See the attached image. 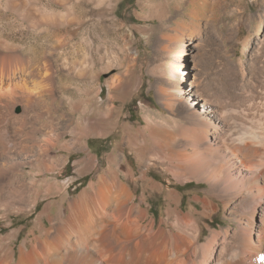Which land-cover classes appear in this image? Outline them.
<instances>
[{
  "label": "bare ground",
  "instance_id": "6f19581e",
  "mask_svg": "<svg viewBox=\"0 0 264 264\" xmlns=\"http://www.w3.org/2000/svg\"><path fill=\"white\" fill-rule=\"evenodd\" d=\"M229 1H141L145 15L140 19L156 22L148 32L158 35L154 48H158L159 56L150 73L156 78L158 99L173 117L160 118L146 110L143 127L125 126V147H117L106 157L105 175L91 182L77 199H69L68 210H43L21 245H12L19 231L0 235V264H264V77L257 84L246 80L235 90L214 79L205 82L199 74L204 30L228 13ZM33 4L34 0H5L4 8L22 19L33 17L35 24L59 26L61 18L46 15L44 7L37 9ZM132 37L128 48H133ZM262 42L255 43L259 51ZM58 50L16 48L0 36V212L4 215L21 214L36 206L40 191L36 184L26 182V164L41 166L50 150H67L70 146L85 149V139L104 136L121 119L114 103L92 105L91 88L99 73L87 68L75 72L63 58L68 80L76 78L80 87L78 117L76 127L69 130L70 140L62 141L65 131L53 125L54 110L41 107L39 114L35 113L43 96L54 97L55 72L49 57ZM186 56L192 58L189 73L184 69ZM182 94L191 105L200 101V112L192 116L180 113ZM242 101L249 103L251 115H258L256 120L247 118L251 123L248 126L240 124L244 110L239 109L241 114L234 110ZM17 105L23 110L19 117L13 112ZM42 114L51 120H41ZM66 128L68 131L70 127ZM126 148L146 173L159 163L176 182L204 181L219 187L229 196L223 201L227 214H236L239 208L235 207L242 209L235 215L242 229L231 234L211 229L200 239L196 217L178 210L176 192L168 195L169 208L164 217L158 222L152 215L148 218L146 209L133 203L134 195L120 182L121 171H114ZM60 161L58 157L54 160ZM97 163L89 155L78 161L75 178ZM124 177L132 179L133 172L127 170ZM152 180L147 190L159 193L162 184ZM59 187L62 200L69 183ZM213 209L204 202L200 216L207 217ZM9 226L13 227L12 221Z\"/></svg>",
  "mask_w": 264,
  "mask_h": 264
},
{
  "label": "rangeland",
  "instance_id": "374dc122",
  "mask_svg": "<svg viewBox=\"0 0 264 264\" xmlns=\"http://www.w3.org/2000/svg\"><path fill=\"white\" fill-rule=\"evenodd\" d=\"M141 1L143 0H34L35 8L44 7L46 15L61 18L59 26H54L52 23L35 24L33 17L22 19L15 12L6 10L5 0H0L2 39L9 41L16 48H59L58 54L49 57L53 63V73L55 72L54 97L43 96L39 102L40 106L35 108V113L39 114L38 108L41 107L54 110L53 125L55 124L58 131L66 133L62 141L70 140L69 130L76 127L78 117L76 101L80 96L76 78L68 80V68L62 65V58L73 66L75 72L80 68H87L99 73L91 88L92 105L114 103L116 112H121L119 123L107 134L85 139L87 145L85 149L70 146L67 150L61 149L56 152L50 150L44 156L41 166L37 167L34 163L24 166L26 182L36 184L37 192L41 193L38 192L36 206L31 208V211L21 214L11 212L7 215L0 212V235L19 231L12 243L13 246L21 245L23 240L27 239L34 229L37 216L43 210H68L69 199L75 197L77 199L91 182H96L99 176L105 175L108 168L106 157L117 147H125V126L143 127L147 111L159 115L160 118L173 117L158 99L156 78L150 73L159 56L158 48H154V41L158 35H150L148 32L149 28H154L156 22L149 23L140 19L145 15ZM226 11L228 13H224L221 20L210 23L204 30L199 74L205 82L214 79L217 83L220 82L219 84L227 85L225 88L233 87L237 90L246 80L257 84L264 77V0H232L228 2ZM130 36H133V48H128V43H131ZM258 40L263 41L260 51L255 45ZM186 59L184 69L189 73L192 72V58L186 56ZM16 82L19 83L20 80ZM185 94L181 95L180 113L192 116L200 112V101H196V105H191L185 101ZM242 102H238L234 110L238 113L239 109L244 110V115L240 113L243 116V118L240 116L243 120L240 124L248 126L251 125L249 119L253 117L256 120L258 115L256 117L251 115L249 103ZM90 110L91 107L86 115L90 114ZM13 112L17 117L23 114L19 105L15 106ZM42 115L41 120L45 122L51 120ZM55 115L59 116V120ZM67 126L70 127L68 131ZM18 127L17 124L14 129ZM4 128L2 127L3 130ZM8 130H11L10 127ZM125 151L124 156H120L118 160L120 162L114 166V171L117 173L121 171L118 173L120 182L135 196L133 203L140 205L143 210L146 209L148 218L152 215L158 222L164 217L165 210L169 208L168 195L176 192L179 199L178 210L184 214H194V219L196 217L200 239L208 235L211 229L228 230L230 234L235 231L238 233L242 229L235 216L239 211L241 213L242 209L235 207L239 208L236 214L233 216L227 214L223 201H228L229 196L220 192L219 187L215 188L204 181L176 182L159 163L146 173L145 167L139 166L135 154L129 148ZM88 155L98 160L96 167L87 168L79 177L76 174L78 178H75L77 162ZM57 157L61 159L59 163L54 162ZM127 170L133 172L130 180L124 177ZM151 180L162 184L158 194L147 190V184ZM66 182L69 183V191L64 193L61 200L62 191L59 184ZM204 202L214 206L207 217L200 216ZM233 206L232 204L231 207ZM10 221L13 227L9 226ZM221 240L222 237H218L219 243Z\"/></svg>",
  "mask_w": 264,
  "mask_h": 264
},
{
  "label": "trees",
  "instance_id": "16d2710c",
  "mask_svg": "<svg viewBox=\"0 0 264 264\" xmlns=\"http://www.w3.org/2000/svg\"><path fill=\"white\" fill-rule=\"evenodd\" d=\"M180 188H182V187H180Z\"/></svg>",
  "mask_w": 264,
  "mask_h": 264
}]
</instances>
